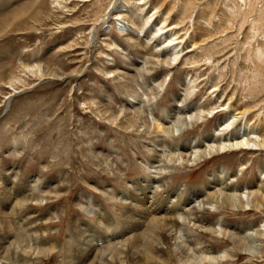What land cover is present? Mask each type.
<instances>
[{
	"label": "rangeland",
	"instance_id": "rangeland-1",
	"mask_svg": "<svg viewBox=\"0 0 264 264\" xmlns=\"http://www.w3.org/2000/svg\"><path fill=\"white\" fill-rule=\"evenodd\" d=\"M120 1L0 0V205L11 207L8 216L1 215L8 221L1 217L0 224L7 222L18 235L25 222L41 217V237L58 244L45 254H30L32 240L23 239L19 254L27 264H70L72 225L105 232L99 215L83 210L84 204L92 208V197L113 219L133 217L137 210L123 205L118 193L148 173L161 142L159 165L169 170L159 172L170 177L169 189L185 184L212 191L210 175L221 166L235 174L234 183L250 187L264 171V149L180 164L169 161L166 147L173 140L202 141L241 111L234 129L247 121L264 135V0H127L118 15ZM162 20L165 31L176 28L175 42H181L180 58L170 65L171 46L157 32ZM36 65L45 76L31 73ZM178 96L205 112L181 134L175 122L182 113L171 112L180 104ZM109 115L119 120L103 119ZM157 119L165 133L154 129ZM6 177L26 183L27 209L17 207V192L1 204L9 189ZM204 217L241 237L261 229L264 209L221 205ZM225 222L236 227L231 231ZM117 232L110 227L102 237L113 242ZM199 237L223 254L217 264H264V237L258 243L262 253L255 255L233 248L219 233ZM173 253L165 248L170 264H180ZM127 262L135 264L130 257Z\"/></svg>",
	"mask_w": 264,
	"mask_h": 264
},
{
	"label": "bare ground",
	"instance_id": "bare-ground-1",
	"mask_svg": "<svg viewBox=\"0 0 264 264\" xmlns=\"http://www.w3.org/2000/svg\"><path fill=\"white\" fill-rule=\"evenodd\" d=\"M126 5L127 0H121L114 13L118 15L120 13L122 14L124 11L123 8ZM152 17L153 14L146 19V22H151ZM162 24L157 29V32L164 35V44L171 46L172 51L169 53L170 57L166 61L170 65L177 62L180 58L182 49H179L178 44L181 42H175V40L178 41L177 39L180 38L177 36L178 32H176V28V31L170 29L165 31V21ZM168 31H171L170 35H165ZM191 43L193 44V40ZM29 70L31 69L29 68ZM31 73L40 78L45 76L40 65H36L31 70ZM134 96V94L131 95L133 98ZM176 98L181 105H177V110L172 109L171 112L177 113L178 116L182 113V115L177 117L175 122L177 134H181L184 130L193 126L195 122L203 118L205 112L203 110L199 112L194 111V107H190L189 104H184L186 101L185 98H181L180 96ZM127 111L123 112L124 117H128L129 114L126 113ZM104 112L107 113L106 110ZM210 112L213 113V110ZM241 112L243 113L244 111ZM241 112L226 118L215 129L214 134H206L202 141H199L197 137H191L185 141L173 140L174 143L172 146H166L172 155L169 161L171 163L179 161L180 164H196L205 158H212L232 150L264 149V135L260 134V128H250L251 124L246 121L245 124L239 125L234 129V126L240 120L239 115L242 116L240 114ZM103 119H109L113 123L119 120V118H114L112 115L106 116ZM129 121H125V123ZM121 123L123 124L124 122L122 121ZM164 127L162 122L157 119L154 125L156 132L165 133ZM158 145L160 147L155 149L156 155L154 156V160L147 163L149 167L148 173L143 177L127 182L126 185L128 187L118 193L120 196L119 200H122L123 205H126V207L130 205L134 210H137L133 217L126 221H122L120 219L121 217H115L114 219L116 220H114L105 213L103 207L93 197L91 199L89 198L92 203L91 209L90 207L88 209V205H83V210L86 211L87 215H99V224H103L105 232L99 231L98 228H90L88 224H83L87 226L86 229L72 225L69 230L70 238L72 239V244L69 242L68 247V254H70L69 263L115 264L114 262H116L118 264H128L127 261L130 257L135 264H170V261L165 257V248H171L180 264H217L223 257V254L211 247L203 238L199 237L202 234L216 233L227 236V239L232 242L233 248H241L240 251H244L249 255L262 253V245L258 243L264 237V222L261 229H253L252 232H246L244 236L240 237L233 235L231 232L228 233L227 230H224L225 227L219 229L214 228L213 223L204 217V214L213 207L218 209L221 205L233 211H245L251 208L264 209V171L261 172L260 178L255 185L250 183V187H242L234 183L236 178L235 174L221 166L210 175L209 182L214 188L212 191L207 192L205 190L203 192L205 188H192L187 187L185 184L175 189H169L170 177L162 178L160 176L161 173H166L169 170V167H160L161 165H159V157L165 152L163 151L164 143L161 142ZM159 169L163 171L160 173ZM17 171L19 173V170ZM152 173H155V175H152ZM14 176L17 177L18 175L14 174ZM6 180L8 181L6 182V187L8 186L7 188L9 189L6 190L5 199H3L1 204H4L11 195L17 192V207L21 210L27 209L26 203L31 198L27 193L28 189L25 188L24 184L26 183L21 178L18 179L19 183L12 181L8 177H6ZM109 197L111 199L108 193ZM9 207L10 205H0V218L9 215V211H7ZM95 209H98V212ZM11 210L12 213L16 214L14 211L15 207ZM191 217L195 220H191ZM2 218L4 219L3 221L7 219V217ZM41 219V217H38L35 220L25 222L18 235L12 233L11 227L7 222H1L0 264H4L1 263V260L4 262L5 260L6 262L10 260V264H27V259L21 258L19 252L21 250L23 251L24 248L22 246L23 239L28 237L32 240L28 253L35 249L37 253L45 254L58 248L56 242H46L41 237L40 229H38L39 225L37 226V222ZM219 226L221 225L219 224ZM110 227H112L113 232L118 231L117 234L113 235L115 237L113 242L107 240V236L102 237V235H107ZM235 227L229 224L227 226L231 231ZM87 237L91 239H87ZM190 237L192 239L189 241L188 239ZM104 243H108V245H104ZM13 246H15V249H13V254L9 256V252Z\"/></svg>",
	"mask_w": 264,
	"mask_h": 264
}]
</instances>
